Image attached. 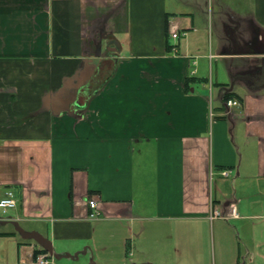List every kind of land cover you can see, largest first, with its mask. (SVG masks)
I'll list each match as a JSON object with an SVG mask.
<instances>
[{
	"label": "crops",
	"instance_id": "0c3cea01",
	"mask_svg": "<svg viewBox=\"0 0 264 264\" xmlns=\"http://www.w3.org/2000/svg\"><path fill=\"white\" fill-rule=\"evenodd\" d=\"M8 190L0 264H264V0H0Z\"/></svg>",
	"mask_w": 264,
	"mask_h": 264
},
{
	"label": "built area",
	"instance_id": "2783aa9c",
	"mask_svg": "<svg viewBox=\"0 0 264 264\" xmlns=\"http://www.w3.org/2000/svg\"><path fill=\"white\" fill-rule=\"evenodd\" d=\"M178 36L177 33H173L172 37L176 38ZM238 105L237 101H233V100H228L226 102V106L227 107H231V106H235ZM231 174L230 170H222L219 172V175L221 177H226L228 175ZM214 174H210V178L212 179ZM16 207V198L15 195L13 193V191L8 190L4 193V195L0 198V210H2L3 212H6L7 210L10 209H14ZM89 207L90 209H95L96 208V203L94 200H90L89 201ZM95 216H97V212H93L90 213L89 217L90 218H94ZM220 218H227V216L219 209L217 208H212L209 213H208V219L211 220H215V219H220ZM35 264H50V261L45 259V258H37Z\"/></svg>",
	"mask_w": 264,
	"mask_h": 264
},
{
	"label": "rangeland",
	"instance_id": "374dc122",
	"mask_svg": "<svg viewBox=\"0 0 264 264\" xmlns=\"http://www.w3.org/2000/svg\"><path fill=\"white\" fill-rule=\"evenodd\" d=\"M4 214L2 213V210H0V217L3 216Z\"/></svg>",
	"mask_w": 264,
	"mask_h": 264
},
{
	"label": "water",
	"instance_id": "95a60500",
	"mask_svg": "<svg viewBox=\"0 0 264 264\" xmlns=\"http://www.w3.org/2000/svg\"><path fill=\"white\" fill-rule=\"evenodd\" d=\"M113 49V48H112ZM114 50V49H113Z\"/></svg>",
	"mask_w": 264,
	"mask_h": 264
}]
</instances>
